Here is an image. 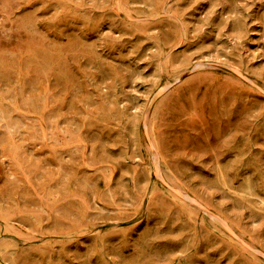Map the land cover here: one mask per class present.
<instances>
[{
    "label": "rangeland",
    "instance_id": "1",
    "mask_svg": "<svg viewBox=\"0 0 264 264\" xmlns=\"http://www.w3.org/2000/svg\"><path fill=\"white\" fill-rule=\"evenodd\" d=\"M0 264H264V0H0Z\"/></svg>",
    "mask_w": 264,
    "mask_h": 264
}]
</instances>
